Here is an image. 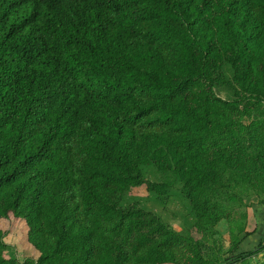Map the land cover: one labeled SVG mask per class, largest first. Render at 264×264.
<instances>
[{
    "label": "trees",
    "instance_id": "trees-1",
    "mask_svg": "<svg viewBox=\"0 0 264 264\" xmlns=\"http://www.w3.org/2000/svg\"><path fill=\"white\" fill-rule=\"evenodd\" d=\"M251 114L264 115V0H0V264L203 262L226 174L264 178ZM174 185L204 240L124 203ZM7 221L34 258L5 256ZM235 232L216 264L264 250Z\"/></svg>",
    "mask_w": 264,
    "mask_h": 264
},
{
    "label": "rangeland",
    "instance_id": "rangeland-1",
    "mask_svg": "<svg viewBox=\"0 0 264 264\" xmlns=\"http://www.w3.org/2000/svg\"><path fill=\"white\" fill-rule=\"evenodd\" d=\"M220 96L223 99L229 98L226 92H221ZM262 117L264 118V115ZM262 117L261 115L256 116V114L243 117V130L245 131L253 121L256 122ZM226 175L225 179L230 178V180H226L227 186L225 185V187L227 188L220 190L219 194L221 195L218 197L217 203L211 201L223 210L225 216H222L215 226V233L208 234L211 251L204 254V256L202 255L204 261L199 264H216L217 262H221V257L224 254L222 252H229L236 243V239L240 236L242 237V233L240 236L236 234V229L243 227L244 232L254 231L255 214L252 207L260 199H264L263 177L253 175L251 178L243 181L240 179L241 176H239V180L236 179V175L232 171H229ZM144 177L152 182H161L164 175L156 172L153 168H146ZM232 179L236 180L232 182ZM133 201L138 202L146 212L160 218L168 227L178 233L183 240H187V242L190 240H204V235L193 225L196 217L193 216L188 202L181 196L179 185H174L167 197L162 200L158 199L156 195L148 194L143 187L132 188L128 196L124 198V203L131 204ZM15 223V221H7L2 222L1 225L3 231H5L3 240L8 247L5 251V256H13L19 261L29 257L34 258L35 252L26 244L20 224ZM234 264H264V250Z\"/></svg>",
    "mask_w": 264,
    "mask_h": 264
},
{
    "label": "crops",
    "instance_id": "crops-1",
    "mask_svg": "<svg viewBox=\"0 0 264 264\" xmlns=\"http://www.w3.org/2000/svg\"><path fill=\"white\" fill-rule=\"evenodd\" d=\"M257 213L255 212V219H254V230H255V243L259 242L260 240H264V207H258ZM254 212V211H253Z\"/></svg>",
    "mask_w": 264,
    "mask_h": 264
}]
</instances>
